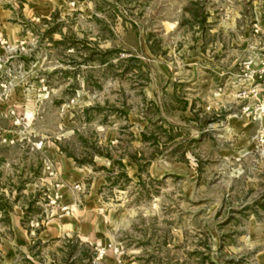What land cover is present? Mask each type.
Masks as SVG:
<instances>
[{"label": "rangeland", "instance_id": "1", "mask_svg": "<svg viewBox=\"0 0 264 264\" xmlns=\"http://www.w3.org/2000/svg\"><path fill=\"white\" fill-rule=\"evenodd\" d=\"M263 56L264 0H0V264H264Z\"/></svg>", "mask_w": 264, "mask_h": 264}, {"label": "built area", "instance_id": "2", "mask_svg": "<svg viewBox=\"0 0 264 264\" xmlns=\"http://www.w3.org/2000/svg\"><path fill=\"white\" fill-rule=\"evenodd\" d=\"M243 67V73L238 77L240 88L234 94L241 103L239 115L252 122H261L264 120V56L257 68H253L249 61ZM260 141L264 143L263 135H260Z\"/></svg>", "mask_w": 264, "mask_h": 264}, {"label": "crops", "instance_id": "3", "mask_svg": "<svg viewBox=\"0 0 264 264\" xmlns=\"http://www.w3.org/2000/svg\"><path fill=\"white\" fill-rule=\"evenodd\" d=\"M260 126L263 129L262 131L264 132V121L260 122ZM66 165V162H63ZM63 222H62V226L61 224L58 225V227L53 230V229H46L44 230V237H48V236H52V235H58L62 233V228H72L74 226V223L76 221V219L74 217H64L63 218ZM21 237L24 239V236L21 235Z\"/></svg>", "mask_w": 264, "mask_h": 264}]
</instances>
